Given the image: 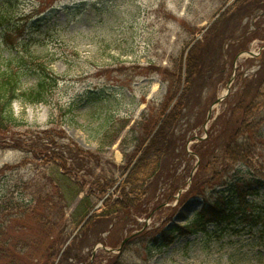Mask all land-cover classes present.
<instances>
[{
	"label": "rangeland",
	"instance_id": "1",
	"mask_svg": "<svg viewBox=\"0 0 264 264\" xmlns=\"http://www.w3.org/2000/svg\"><path fill=\"white\" fill-rule=\"evenodd\" d=\"M237 2L58 0L40 9L35 0H0V14L8 20L0 39L8 25H15L16 34L20 29L17 48L10 49L0 41V69H5L8 59L29 53L62 78L53 91L52 106L13 103L20 125L9 132L0 131V199L10 195L11 186L21 180L47 186L51 180L63 183L70 205L65 208L64 223L57 222L65 230L62 255L72 241L82 237L91 218L106 216L108 229L99 231V236L90 233L82 247L83 255L91 253L93 257L95 253L94 261L96 256L107 257L109 249H116L111 255L121 256L124 264H264L262 225L241 226L240 235L227 233L222 238L213 234L218 230L213 225L208 229L211 237L167 233L174 226L193 222L206 206L204 198L196 195L181 199L192 192L202 171L201 158L193 155L199 138L208 139L215 123L226 130L229 119L233 123L227 133L222 129L223 136L230 134L238 119L255 125L263 120L260 130L264 136L263 99L254 110L253 92H249L260 88L264 93V66L258 60L264 53V0L233 8ZM219 21L220 31L209 44L208 34ZM199 44L203 45L204 71L192 84L190 80L191 91L182 107L180 98L188 83L186 73L181 74L179 93L162 114L175 87L176 64L181 60L184 67L191 49ZM240 48L243 55L237 62ZM250 52L255 56L248 55ZM149 68L156 71L150 73ZM33 72L21 71V90L37 86L41 72ZM234 75L228 97L217 104L227 94ZM151 118L153 125L148 127L152 129L140 141L145 137L140 124ZM163 133L166 146L160 145ZM38 144L46 149L44 154ZM158 145L160 150L154 151ZM70 150L89 152V165L83 169L73 165ZM40 154L52 158H38ZM218 154L209 152L202 169L209 167L208 172H212L219 163ZM57 158L68 162V169L74 168L71 174H65V166L62 168ZM258 161L264 166V155ZM255 176L263 178L264 172L255 174L244 165H236L214 191L204 190L205 196L212 201L215 192L228 188L221 182ZM190 177L192 184L184 195L169 196L176 178L175 183L184 189ZM76 180L82 186L77 197L74 195L80 187ZM72 182L78 184L76 188H70ZM51 190L52 185L47 191ZM249 201L264 217V185L257 187V195ZM120 202L130 206L118 209ZM146 232L151 234L143 239ZM154 238L159 244L164 238L175 242L169 247H154L152 256L148 246L154 244ZM127 244L130 247L123 252Z\"/></svg>",
	"mask_w": 264,
	"mask_h": 264
},
{
	"label": "trees",
	"instance_id": "2",
	"mask_svg": "<svg viewBox=\"0 0 264 264\" xmlns=\"http://www.w3.org/2000/svg\"><path fill=\"white\" fill-rule=\"evenodd\" d=\"M35 1H39L40 9H47L58 0ZM250 2H253V0H238L233 8L238 6L250 7L255 5V2L248 4ZM7 22V18L0 14V32L3 31L2 29H4L3 27ZM14 26L15 25H8L3 34V38L0 39V41H4L3 43L10 49L17 48L15 41L20 40V29L17 28L16 34V28H14ZM219 26H221V21L215 24V27H213L212 31L208 34L207 41L209 44L219 33L220 28H217ZM245 48L246 46L242 49ZM238 50H236L238 51V54L242 52L241 48ZM202 51V44L194 46L188 55L185 66L183 67L181 60L176 64L175 67H177L178 70H176L177 76L174 80L175 87L169 92V97L166 99V102L163 105L164 107L161 110L162 114L165 113L170 102L177 97V94L179 93L178 89L180 88L179 85L181 84L180 77L181 74L185 72L188 86L185 87V95L180 98L181 107L183 106L184 100L188 98V95L190 94L192 81L195 77H199L204 71ZM258 60H261L264 66V53ZM23 69L41 72L39 82L35 88L24 91L21 90L20 84L23 76L21 71H23ZM155 71L156 70L149 68L150 73H154ZM190 80L191 84L189 86ZM243 80L244 79L242 78L239 82L243 83ZM61 81L62 78L55 74L49 68L48 64H43L42 62H38L34 58H31L29 53L28 56L22 55L19 58L8 59L5 69H0V131L9 132L12 127L20 125V122H18L14 116L12 108L15 101L30 105L45 104L52 106L51 97L53 91L60 85ZM262 83L263 82H261V84ZM249 92H253L251 97L252 103L255 105V110L260 105L261 99H263L264 102V93L262 94L260 88L251 89ZM247 95H245V101ZM248 107L249 106H245L244 108ZM172 112L167 116L169 119L173 114ZM68 113H71V110H68ZM158 115L156 120L158 119ZM152 119L153 118L150 120L145 119V123L140 124L143 135H145V137L139 138L140 141L147 138L149 135L152 128L148 127V125L149 123L150 125H153ZM230 120L231 119L227 121L226 130L224 129V126L215 123L210 132V137L193 147L196 155L201 158L202 166H200V169L203 172L201 171L202 173L200 172L195 178L191 189L192 192L185 194L181 199H184L188 195H196L197 197L204 198L206 206L200 213H198L193 222L185 226H174L170 230H167L168 234L184 236L201 233L211 237V232L208 229L213 225L218 229L216 232H213V234L218 238H222L227 233L240 235L241 230L238 227L241 226L254 225V227H259L262 225L264 227V217H262L261 214H257L254 203L249 201L251 197L257 195V187L264 185V177L261 178L255 176L248 180H242L236 177L228 183L221 182V186L227 184L228 188L223 192H215V198L212 201H210L204 193V190L206 189H212L214 191L216 184L220 180L229 176L230 173L234 171L236 165H244L248 167L251 173L252 171L255 174H261L264 172V166L260 165L258 161L261 156L264 155V136L260 130L263 120L255 125L252 123L248 124L244 119H238L234 122L230 134L228 136H223L222 129L223 133H227L229 125L233 123ZM60 133L62 132L60 131L58 133L59 136H61ZM159 140H161L160 145L162 146L168 144L164 133ZM159 140H157V142ZM52 142L59 146L56 139ZM212 146L215 147L211 149ZM38 147H41L40 153L44 154L46 152V149L42 147V144H38ZM154 147L150 151H152ZM159 150L160 148L158 145L154 151ZM218 150H220L219 154ZM209 152L214 156L218 154L219 163L212 172H208L209 167L207 168V171L202 169L206 162V158L209 156ZM43 154H40L38 158L51 160L50 158L52 157ZM70 155L74 159L73 165H77V168L83 169L89 165L88 158L91 157L89 152L83 150L75 152L70 150ZM83 155L85 156L83 157ZM57 160L61 165L57 163L55 164L58 166L60 165L61 167L62 165L65 166V174L69 175L72 173L71 170L74 168L71 166V170L68 169V162H62L60 158H57ZM177 180H179V178H176L172 183V186L168 191L170 194L169 196L175 195L181 189L179 183H175ZM76 182L78 184L80 183L77 180ZM62 184L51 180L48 183V186L50 187V185H52V190L51 192H48L47 189L49 187L47 185L21 180L11 186V196L6 195L0 199V264H56L60 257L61 258L58 261L59 264H124L121 256L115 257L112 256L113 254L111 255V253L109 256L107 255V257H110L109 259L106 256L98 255L94 262H91V253L83 255L85 249L82 247H84V243L89 234L93 232L97 233V236H99L100 233L104 232L106 228L109 227V225L105 227V225H107L106 216L91 218L83 227V232L81 234L82 237L72 241L62 255V248L66 244L65 237H63L65 230L60 229L57 222L62 220L64 223L63 219L66 215L65 208L70 205L64 187L61 186ZM78 184L72 182L69 185H71L70 188H76V185ZM78 186L80 189L75 195V192L73 193L76 197L82 192V186L80 184ZM130 202L131 201H129V203ZM125 205L126 202H120L117 204L116 208L128 209L130 206ZM235 226L237 227L235 228ZM146 233L141 236L143 239L149 236L148 234H151V232ZM174 242V239L167 240L164 238L159 244L158 239L154 238V244L148 246V251L150 255L154 256V247H169ZM117 243L118 242L111 243V246ZM128 247H130V244H127L124 247L123 252L127 250ZM162 249L163 248H160L159 250ZM101 254L104 253L101 252ZM37 256H40L41 258L37 259Z\"/></svg>",
	"mask_w": 264,
	"mask_h": 264
},
{
	"label": "water",
	"instance_id": "3",
	"mask_svg": "<svg viewBox=\"0 0 264 264\" xmlns=\"http://www.w3.org/2000/svg\"><path fill=\"white\" fill-rule=\"evenodd\" d=\"M242 55H243V54H241L240 56H238L237 59H236V61H237L239 58H241ZM248 55H251L252 57L255 56L252 52L248 53ZM232 82H233V79H232ZM232 82H230V84L228 85V89H230ZM221 101H222V100H219L218 102H221ZM111 252H114V251L111 250ZM94 256H95V253H94ZM94 256H93V257H94Z\"/></svg>",
	"mask_w": 264,
	"mask_h": 264
},
{
	"label": "bare ground",
	"instance_id": "4",
	"mask_svg": "<svg viewBox=\"0 0 264 264\" xmlns=\"http://www.w3.org/2000/svg\"><path fill=\"white\" fill-rule=\"evenodd\" d=\"M121 252H122V251H121ZM121 252H120V253H121ZM120 253H119V254H120ZM111 254H112V253H111Z\"/></svg>",
	"mask_w": 264,
	"mask_h": 264
}]
</instances>
